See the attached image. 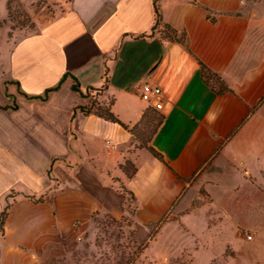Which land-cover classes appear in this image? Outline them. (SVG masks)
Returning <instances> with one entry per match:
<instances>
[{
	"label": "crops",
	"instance_id": "0c3cea01",
	"mask_svg": "<svg viewBox=\"0 0 264 264\" xmlns=\"http://www.w3.org/2000/svg\"><path fill=\"white\" fill-rule=\"evenodd\" d=\"M160 8L166 24L186 33L189 49L150 36L154 0H70L13 48L10 75L28 95L71 76L46 101L18 93L16 110L0 109V217L10 205L0 264H42L68 253L95 213L123 219L127 199L116 177L135 198L144 239L142 229L162 221L218 153L243 185L241 169L264 173V0H160ZM202 64L228 92L204 82ZM73 77L89 98L74 91ZM146 83L162 88V111L142 101ZM104 87L100 98L122 124L76 110ZM156 115L164 120L140 148L136 136ZM128 160L131 179L121 169ZM256 244L263 246L258 236ZM253 254L251 263L264 264V254Z\"/></svg>",
	"mask_w": 264,
	"mask_h": 264
},
{
	"label": "rangeland",
	"instance_id": "374dc122",
	"mask_svg": "<svg viewBox=\"0 0 264 264\" xmlns=\"http://www.w3.org/2000/svg\"><path fill=\"white\" fill-rule=\"evenodd\" d=\"M69 2L0 0V106L17 104L19 92L9 64L13 48L65 12ZM105 91L106 87L92 92L98 109H107L111 103L100 98ZM157 121L154 116L140 128L141 136H136L140 148L147 147ZM218 155L189 181V188L162 221L142 229L147 234L144 239L134 223L135 198L122 178L116 177L118 192L127 199L123 219L95 213L90 229L76 239L79 247L74 244L68 253L42 264H263V259L251 263L247 256L264 254V173L258 178L241 169L238 175L248 183L243 185L228 171L231 160H218ZM121 169L127 178L135 167L128 160ZM247 235L253 240H247ZM257 236L263 246L256 244Z\"/></svg>",
	"mask_w": 264,
	"mask_h": 264
},
{
	"label": "trees",
	"instance_id": "16d2710c",
	"mask_svg": "<svg viewBox=\"0 0 264 264\" xmlns=\"http://www.w3.org/2000/svg\"><path fill=\"white\" fill-rule=\"evenodd\" d=\"M154 8H155V23H154V26L152 28V32H151L150 36H159L163 41H167V42H171V43H179V44L183 45L184 47H186L187 49H189V40H188L186 33H184V32L180 33L179 31H177L176 29H174L173 27H171L170 25H168L164 22L163 17H162V13H161V8H160V0H154ZM142 37H147V35H143ZM201 66H202V78L207 85H209L213 90H215L220 95L229 91V88L227 87L225 82L222 80V78L218 74L214 73L213 71H211L208 67H206L203 64ZM69 76H71V75L66 74L61 79V81L58 83V85H56L55 87L47 89L43 95H35V96H31V95L26 94L22 90L20 83L15 82V81L14 82L18 87V92L21 95H23L24 97H26L27 99L46 101L49 98V95L51 93L58 91L62 87V85L64 84V82L66 81V79ZM73 80H74V84H73L74 91L78 92L84 98H89L91 96V93H89V92L83 93L78 79L73 77ZM218 85H219V87H218ZM91 90H96V89H91ZM97 106H100V105H97V103L95 101H92L89 105L77 107L76 110L80 111L85 116L96 115V116L101 117L107 121L122 124L120 122V120H118V118L113 114L110 105L107 109H104V110L100 107L98 109ZM17 108H18L17 104H15L13 106H7V107L6 106L5 107L0 106L1 110H9V109L16 110ZM156 116L158 118V121H157V124L155 126L153 134L157 131V129L160 127L161 123L164 120V116H160V115H156ZM148 150L151 152L152 155H154L160 161L165 163L163 157L158 152H156L152 148H149ZM134 174H135V169L131 173V175L127 174L128 175L127 178L131 179L134 176ZM9 207H10V205H8L1 214V217H0V227L1 228H3V226L5 224Z\"/></svg>",
	"mask_w": 264,
	"mask_h": 264
},
{
	"label": "built area",
	"instance_id": "2783aa9c",
	"mask_svg": "<svg viewBox=\"0 0 264 264\" xmlns=\"http://www.w3.org/2000/svg\"><path fill=\"white\" fill-rule=\"evenodd\" d=\"M141 99L156 111H162L164 109L165 101L163 90L157 85L151 83L144 84L141 88ZM79 239L81 238L79 237ZM247 240L252 241L253 236L247 235Z\"/></svg>",
	"mask_w": 264,
	"mask_h": 264
}]
</instances>
